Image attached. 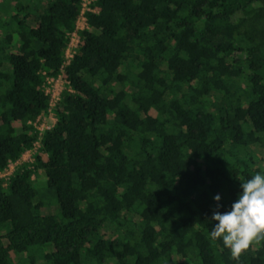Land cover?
Returning <instances> with one entry per match:
<instances>
[{"label":"trees","instance_id":"16d2710c","mask_svg":"<svg viewBox=\"0 0 264 264\" xmlns=\"http://www.w3.org/2000/svg\"><path fill=\"white\" fill-rule=\"evenodd\" d=\"M82 5L0 0V172L36 150L0 181V264H264L209 238L264 172V0H96L67 62Z\"/></svg>","mask_w":264,"mask_h":264},{"label":"clouds","instance_id":"9594fccd","mask_svg":"<svg viewBox=\"0 0 264 264\" xmlns=\"http://www.w3.org/2000/svg\"><path fill=\"white\" fill-rule=\"evenodd\" d=\"M216 210L210 222L214 225L209 238L220 241L230 251L231 258L239 260L241 254L256 242L264 240V172L257 171L241 181L237 198L225 211H220L222 197L213 196Z\"/></svg>","mask_w":264,"mask_h":264},{"label":"built area","instance_id":"2783aa9c","mask_svg":"<svg viewBox=\"0 0 264 264\" xmlns=\"http://www.w3.org/2000/svg\"><path fill=\"white\" fill-rule=\"evenodd\" d=\"M96 2V0H83V5H82V12L79 18V21L77 23V28L76 30L70 35V42H69V46L68 49L66 51V58H67V62L70 61V59L74 56L76 49L79 46L80 40H81V36H80V32L84 29L87 28V13L88 12H97L94 8L93 5ZM61 78V77H60ZM62 79V78H61ZM55 79H49V84L51 85L52 81H54ZM49 85V86H50ZM49 87L47 88V92L51 95V109L49 110V113L47 115L42 116L41 118L38 119L37 121V127L38 129L43 133L46 129L44 128H40V124L42 122V119L48 115H53L52 109L53 107H55L58 102L61 99V93L57 94V93H52ZM55 117V116H54ZM56 119V118H55ZM49 129V128H48ZM40 147V142L36 143V148ZM36 150H32L27 152V154H29V160L28 159H24L23 158L16 162V163H11L9 165V167L4 170L3 172H0V181L5 179V180H10L11 176L15 173V171L17 170L18 165L23 164L24 162H32L33 161V155L35 153Z\"/></svg>","mask_w":264,"mask_h":264},{"label":"rangeland","instance_id":"374dc122","mask_svg":"<svg viewBox=\"0 0 264 264\" xmlns=\"http://www.w3.org/2000/svg\"><path fill=\"white\" fill-rule=\"evenodd\" d=\"M65 82L63 79L61 78H58V79H55L54 81H52L51 85L49 86V90L52 92V93H57V94H60V92H63L65 90ZM48 90V91H49ZM56 122V119L53 115H48L46 117H44L42 119V122L39 123L40 124V128H45V129H48V128H51L54 123ZM24 159H28L29 160V154H25L23 156V160ZM38 180L41 182H44L46 180V176L43 172H41ZM58 210V207L56 205H48L46 208H44V211L45 212H48V213H56Z\"/></svg>","mask_w":264,"mask_h":264}]
</instances>
